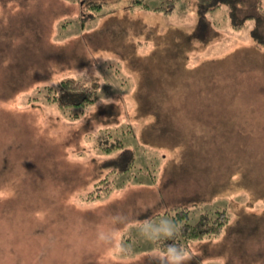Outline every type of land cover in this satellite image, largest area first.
<instances>
[{"label": "rangeland", "instance_id": "rangeland-1", "mask_svg": "<svg viewBox=\"0 0 264 264\" xmlns=\"http://www.w3.org/2000/svg\"><path fill=\"white\" fill-rule=\"evenodd\" d=\"M135 1L0 0V264H159L144 233L172 217L148 219L181 204L189 223L204 208L230 216L186 264H264L255 22L237 29L222 6L200 26L198 0ZM66 77L98 90L74 119L46 101ZM106 130L136 160L87 203L120 169L96 148Z\"/></svg>", "mask_w": 264, "mask_h": 264}, {"label": "trees", "instance_id": "trees-1", "mask_svg": "<svg viewBox=\"0 0 264 264\" xmlns=\"http://www.w3.org/2000/svg\"><path fill=\"white\" fill-rule=\"evenodd\" d=\"M259 0H198L199 17H201V24L205 25L208 21L207 14L215 11L222 6H226L229 9L231 16L232 26L239 29L249 20H254L255 27L252 31V38L258 43L259 46H264V13L259 9ZM140 3V0L135 1ZM135 3V4H136ZM93 4V5H92ZM89 5L90 8H94L95 3ZM100 5V4H98ZM255 10L253 14H250L247 10L251 7ZM144 7L148 8L144 4ZM99 8V6L97 7ZM160 10L159 8H156ZM209 24V23H208ZM46 101L58 106L62 112H66L73 108H77L78 111L69 115L70 118H78L80 113L85 110V107L96 102L98 97V90L93 86H90L85 80H77L75 78H62L58 86L46 87ZM79 112V113H78ZM130 131V129L128 130ZM97 150L99 149L106 155H115L111 159L114 166L118 165L120 169L113 167L107 173L106 176L99 179L92 190L88 192V196L85 201L99 200L104 195L111 192L112 186H109L108 180L112 173L114 175H122L124 172L129 171L133 167L136 157L134 153L129 150L127 143L122 136L113 135L111 131H102L98 135ZM136 180H138L136 178ZM189 206L181 204L180 206H172L169 210L159 212L148 219L149 222L158 218V216L171 215L172 222L177 226L179 231L177 232L174 240H160L154 241V247L157 249H163L168 244H176L178 247L184 249L190 242L203 240L206 237H216L224 230L229 223V213L219 207L215 210L201 209L198 218L189 223L191 212Z\"/></svg>", "mask_w": 264, "mask_h": 264}, {"label": "clouds", "instance_id": "clouds-1", "mask_svg": "<svg viewBox=\"0 0 264 264\" xmlns=\"http://www.w3.org/2000/svg\"><path fill=\"white\" fill-rule=\"evenodd\" d=\"M178 231L179 229L173 222L164 220L159 224L152 225L151 231H146L144 235L152 241L174 240ZM157 259L159 264H186L189 256L184 248L178 247L173 243L158 250Z\"/></svg>", "mask_w": 264, "mask_h": 264}]
</instances>
